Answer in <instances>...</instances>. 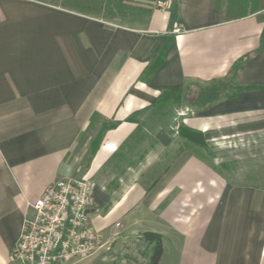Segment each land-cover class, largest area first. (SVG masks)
<instances>
[{
    "label": "crops",
    "instance_id": "1",
    "mask_svg": "<svg viewBox=\"0 0 264 264\" xmlns=\"http://www.w3.org/2000/svg\"><path fill=\"white\" fill-rule=\"evenodd\" d=\"M215 1L156 0L148 14L117 21L47 0H0V264H19L9 252L29 203L65 177L95 182L90 220L109 244L71 264H113L111 246L144 232L161 237L158 264H264V187L230 183L192 153L163 158L162 134L126 176L101 178L160 89L222 79L248 53L235 81L252 88L191 107L183 124L222 136L264 128V7L226 20ZM93 114L95 133L107 127L87 159Z\"/></svg>",
    "mask_w": 264,
    "mask_h": 264
},
{
    "label": "rangeland",
    "instance_id": "2",
    "mask_svg": "<svg viewBox=\"0 0 264 264\" xmlns=\"http://www.w3.org/2000/svg\"><path fill=\"white\" fill-rule=\"evenodd\" d=\"M126 1L130 7L137 5L147 7L153 3L146 0ZM218 5L222 10L229 8L231 13L248 12L255 8H262L264 0H218ZM128 11L131 10L128 9ZM132 16L126 17L125 20H130L133 18ZM139 17L138 22H143L145 16ZM115 19L119 21V19ZM133 19H137V17ZM191 110V106L182 102L172 104L164 113H154L145 118L142 139L132 145L130 150L123 149L122 157L116 158L114 164L112 163L109 168L102 170L101 178L104 182L106 184L116 182L117 177L126 176L127 166H134L140 156H143L158 143L157 138H159V134L160 136L162 134L167 140L163 158L168 159L183 152L194 153L202 157L208 164H213L230 183L264 187V128L236 130V134L234 131H229L224 133V136L220 133L208 132L204 148L186 149L178 137L177 127L183 123L184 118L190 115ZM98 121L96 119V123L85 130L83 137L86 134H96ZM252 140H255L256 144L252 143ZM222 163L225 164L224 168L221 167ZM111 250L114 254L113 264H148L151 244L143 238L142 234H132L127 239L111 246Z\"/></svg>",
    "mask_w": 264,
    "mask_h": 264
},
{
    "label": "built area",
    "instance_id": "3",
    "mask_svg": "<svg viewBox=\"0 0 264 264\" xmlns=\"http://www.w3.org/2000/svg\"><path fill=\"white\" fill-rule=\"evenodd\" d=\"M174 31L184 28L177 25ZM94 189L95 182L85 177L57 178L48 184L29 203L32 214L23 219L9 258L19 264H71L103 246L108 249L90 220Z\"/></svg>",
    "mask_w": 264,
    "mask_h": 264
},
{
    "label": "trees",
    "instance_id": "4",
    "mask_svg": "<svg viewBox=\"0 0 264 264\" xmlns=\"http://www.w3.org/2000/svg\"><path fill=\"white\" fill-rule=\"evenodd\" d=\"M52 1V2H51ZM125 0H50V3L54 5H59L62 7H75L81 11L101 13L103 11L104 16H109L112 18H117L119 20H125L126 17L137 16L138 14L150 12L149 7L142 6H129L124 3ZM148 2H155L156 0H146ZM216 8L223 13V19H236L244 16V12L231 13L230 9L222 10L218 5V0L215 1ZM264 7V6H263ZM130 9L131 11H128ZM254 11V10H252ZM130 12V13H129ZM118 15V16H116ZM132 16V17H133ZM261 43L264 42V28L261 32ZM170 40H166L162 45L157 54L152 58L148 68L146 70V76H150L163 62V57L165 50L169 46ZM252 53H248L237 59L230 67L227 75L222 79H217L211 81L209 84H186L183 86H175L162 88L159 91L156 99L152 104V108L149 111L147 118L154 113H164L172 104L186 103V105L195 108H205L221 98H228L237 95L240 91L250 89L252 86H243L235 81V73L238 67L252 57ZM97 114H93L90 119V124L95 119H98ZM106 122L102 121L100 123V128L97 133L91 138L88 146V156L87 159L93 155V153L98 149L100 141L103 135V131L106 129ZM143 127L144 122L140 123L135 130L129 135V137L120 146L121 152L123 149L130 150L132 145L138 143L143 137ZM177 134L179 139L182 141L183 146L186 149L191 147L204 148L206 144V134L200 130L188 127L183 123L177 127ZM120 151L116 152L112 158L122 157ZM194 154V153H193ZM196 155V154H194ZM198 156V155H197ZM143 156L139 157V160ZM202 158V157H201ZM138 160V161H139ZM221 167H225L222 163ZM221 173L219 170H217ZM222 174V173H221ZM224 175V174H222ZM143 238L151 244V251L149 255L148 264H158L161 253L162 244L161 237L157 233L144 232L142 234Z\"/></svg>",
    "mask_w": 264,
    "mask_h": 264
}]
</instances>
